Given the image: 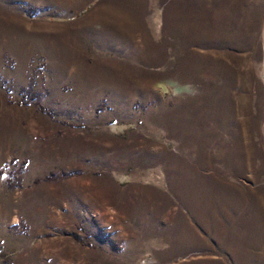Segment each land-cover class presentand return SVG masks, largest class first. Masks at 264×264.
<instances>
[{
  "label": "rangeland",
  "instance_id": "374dc122",
  "mask_svg": "<svg viewBox=\"0 0 264 264\" xmlns=\"http://www.w3.org/2000/svg\"><path fill=\"white\" fill-rule=\"evenodd\" d=\"M0 264H264V0H0Z\"/></svg>",
  "mask_w": 264,
  "mask_h": 264
}]
</instances>
